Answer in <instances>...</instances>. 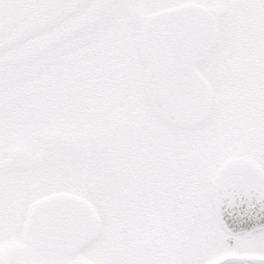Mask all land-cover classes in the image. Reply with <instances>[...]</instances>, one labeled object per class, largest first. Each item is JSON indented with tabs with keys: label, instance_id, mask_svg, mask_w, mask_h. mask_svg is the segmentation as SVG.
<instances>
[{
	"label": "rangeland",
	"instance_id": "374dc122",
	"mask_svg": "<svg viewBox=\"0 0 264 264\" xmlns=\"http://www.w3.org/2000/svg\"><path fill=\"white\" fill-rule=\"evenodd\" d=\"M144 1L122 0L121 19L108 24L107 30L114 26L115 32H108L112 44L105 45L107 50H98L92 36L88 50L78 47L66 52L78 54L73 61L63 65L58 61L52 69V62H46L42 72L50 80L37 94L19 97V84L3 90L8 94L0 102V162L14 147L41 153L42 159L13 182L5 183L0 171V245L20 244V226L32 201L66 191L96 202L103 222L95 243L79 256L45 255L40 260L46 263L205 264L237 252L236 247H227L226 232L213 218L212 187L216 170L227 159L249 157L264 168V117L261 121L250 101L256 99L264 108V38L253 30L264 23V0H146L147 5ZM185 1L219 11L218 41L199 68L221 104L203 125L180 132L157 121L147 105L138 28L141 16ZM59 48L44 54L57 52L59 58L63 55ZM32 60L34 69L43 64ZM223 67L239 71L242 77L219 83L214 75ZM239 88L248 100L240 99ZM122 123L143 124L159 132L138 144L107 143L103 135ZM52 133L79 137L80 149L48 153L40 138ZM189 157L199 167L191 166ZM148 173L152 183L146 180ZM149 184L152 205L159 210L146 218V200L135 187L144 190ZM235 240L242 246L240 253L264 256V232L237 235Z\"/></svg>",
	"mask_w": 264,
	"mask_h": 264
},
{
	"label": "water",
	"instance_id": "95a60500",
	"mask_svg": "<svg viewBox=\"0 0 264 264\" xmlns=\"http://www.w3.org/2000/svg\"><path fill=\"white\" fill-rule=\"evenodd\" d=\"M90 1L0 0V55L76 16ZM157 24L162 30L156 35L160 40L155 42L152 29ZM214 24L211 15L196 6L157 12L141 19V53L150 71L146 82L147 95L151 105L160 108L157 113L166 116L171 123L175 122L178 114L186 113V107L191 108L192 104L199 109L203 106L202 114L193 119L202 121L210 105L209 86L204 84L207 96L182 92L180 80L172 84L170 78L166 79L160 73L163 66L160 63L165 58H179L173 51L179 36L190 42L182 43L185 47L192 48L197 44V49L190 50L199 59L204 58L216 37ZM191 35H195L193 41ZM175 97L178 99L173 106ZM177 106L181 111H177ZM41 142L48 150L68 149L76 145L75 139L60 134L44 136ZM40 158V155L23 149H13L1 168L7 170L16 166L27 170L37 165ZM214 191L222 227L230 234L227 238L229 245L233 243V235L264 228V172L254 162L237 160L226 164L218 175ZM98 224L97 213L84 199L66 193L52 194L30 206L22 228V240L29 249L39 252L77 254L93 241ZM234 260L264 263V257L227 255L210 264Z\"/></svg>",
	"mask_w": 264,
	"mask_h": 264
},
{
	"label": "flooded vegetation",
	"instance_id": "af4514ba",
	"mask_svg": "<svg viewBox=\"0 0 264 264\" xmlns=\"http://www.w3.org/2000/svg\"><path fill=\"white\" fill-rule=\"evenodd\" d=\"M261 24H262V26L264 28V23L261 22ZM235 71L237 73V80H239L242 77V75H241V73L239 71H237V70H235ZM236 93L239 94L240 99L242 101L248 100L246 98V96L244 94H242L243 92H241V91H238L237 92L236 91ZM261 99H262L261 102L264 104V94H262ZM250 101L252 103H254V106L256 108V113H257V115L260 116V120L262 121V119L264 117V115H263L264 114V108H263V106L260 103L257 104L256 101L258 102V100H256V99L254 101H252V99H251ZM218 103L221 104V101L219 100ZM151 129L153 130L152 127H151ZM153 132H154V130H153ZM18 179H19V177L16 178V180H18ZM4 181H5V183H8V182H13L15 180H11V181L4 180ZM146 187H148V188H144V190L139 189L138 187H136V191H137V193H141L144 196V198L146 200L145 201L146 202L145 207H147V209H148L147 210L148 213L146 212L145 215H146V218H150L151 217V214H149V213H151V209H152L151 195L149 194L150 193L149 192L150 186L147 185ZM131 196L133 198H135V197L140 198L135 193H131ZM8 247L10 249L7 250V254H8L9 258H13V260L11 259V263L12 264H15L16 262H19L20 263L21 261H24L25 259L26 260L33 259L35 257L34 255H36V253L31 252V251H29L27 249H21L19 243L15 244V245H5V246L4 245H0V249L1 250H4V249H6ZM16 258H18L19 260L15 262L14 259H16Z\"/></svg>",
	"mask_w": 264,
	"mask_h": 264
}]
</instances>
